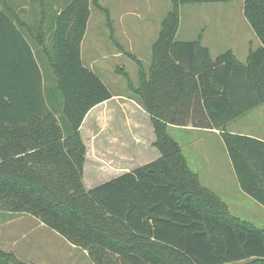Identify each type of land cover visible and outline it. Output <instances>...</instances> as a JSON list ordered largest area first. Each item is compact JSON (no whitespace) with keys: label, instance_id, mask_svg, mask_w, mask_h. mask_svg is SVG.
<instances>
[{"label":"trees","instance_id":"1","mask_svg":"<svg viewBox=\"0 0 264 264\" xmlns=\"http://www.w3.org/2000/svg\"><path fill=\"white\" fill-rule=\"evenodd\" d=\"M236 1L260 41L245 63L231 50L214 59L201 36L175 38L180 6ZM91 5L112 29L99 0H71L53 19L48 48L42 26L34 29L21 8L0 2V211L32 216L93 264H264V229L230 215L168 132L169 126L218 131L241 190L264 208V140L229 131L264 105V0H172L150 76L129 52L140 68L139 86L122 70L152 117L162 155L86 189L79 128L91 109L112 98L81 57ZM38 54L47 58L63 100L61 121L47 105ZM13 263L23 264L14 255Z\"/></svg>","mask_w":264,"mask_h":264},{"label":"rangeland","instance_id":"2","mask_svg":"<svg viewBox=\"0 0 264 264\" xmlns=\"http://www.w3.org/2000/svg\"><path fill=\"white\" fill-rule=\"evenodd\" d=\"M70 1L45 0L44 7L35 0H9V3L13 8H21L19 10L21 18L34 29H38L39 26L44 28L46 45L51 48L50 28L53 19L57 12L60 13L61 9L68 6ZM99 3L103 9L108 10L112 29L107 23L108 18L104 11L91 5L89 26L83 46V63L89 67L95 54L93 47L97 46L98 57L102 61L95 64L93 70L107 86L118 93L127 94L139 104L138 99L129 89L127 80L122 74L117 73V69L123 68L132 86H139L140 68L128 54H125L132 52L131 54L141 61L146 76H150L152 48L159 37L164 17L172 9V0H99ZM179 12L180 24L175 37L178 41L201 36L202 44L211 46L217 52L227 47L255 50L260 46L259 39L244 16V3L241 1L189 4L180 6ZM246 41L247 45L244 44ZM38 57L44 79L52 82L56 87V80L47 58L39 54ZM238 60L245 63L246 56L239 54ZM150 120L154 130L152 146L155 155L151 158L154 160L162 153L155 145L157 133L151 116ZM168 129L170 136L177 140L189 168L198 175L203 187L212 191L220 199L224 198V201L221 200L227 205L231 216L264 229V208L243 192H241L242 199L238 198L234 181L228 182V187L226 191H223L224 194L220 195L221 197L217 193L219 188L214 187L211 190L206 185L204 179L208 172L202 169L210 165L207 164L209 162L207 158L211 160L215 157L216 162L225 164L222 156L224 151L221 152L224 150V144L219 140V136L216 133L203 131H193L185 135L170 126ZM229 130L244 131L264 137V105L233 121L229 125ZM150 139L151 135L149 141ZM226 160H228L227 157ZM219 174L225 176L226 171ZM85 187L89 189L93 186ZM13 255L23 264H92L83 251L69 245L62 236L42 226L32 216L0 211V264L3 262L14 264Z\"/></svg>","mask_w":264,"mask_h":264},{"label":"crops","instance_id":"3","mask_svg":"<svg viewBox=\"0 0 264 264\" xmlns=\"http://www.w3.org/2000/svg\"><path fill=\"white\" fill-rule=\"evenodd\" d=\"M88 26L89 22L87 28ZM87 31L88 29L86 30L81 46L82 61L83 46ZM195 39H186L182 41H192ZM244 44L247 45L248 42L246 41ZM204 46L209 48L211 56L214 59L218 55L228 50H231L235 54L237 59L239 57V54L246 56L247 59L248 54L251 51V49L244 50L242 48L241 50H239V48L236 49L235 47H227L226 49H223L221 51L219 50V52H217L209 45L205 44ZM93 49L95 51V54L93 56V59L90 61L89 67H87L85 64L84 65L94 73H96L93 70V66L102 60L98 57L97 46H94ZM131 53L132 52H130V54ZM122 70L123 68H118L117 73L122 74ZM107 88L111 92L112 98L91 109L85 116V119L79 128L81 140L86 148L83 182L85 186H93L92 188L159 158L158 157L154 160L151 159L152 156L155 155V152L152 146L154 140L152 135L154 134V130L152 128L150 115L141 107L140 104H138V102L131 99L127 94L118 93L109 86H107ZM44 95L47 105L54 112L57 119H59L60 121L65 119V116L62 115L63 100L57 92L55 85L45 79ZM65 128L68 129L67 125ZM170 128L178 131L180 130L185 135L191 134L193 133V131L216 133L219 136V140L223 142L218 131H204L190 127L175 126H170ZM230 132L235 134L248 135L250 137L264 140V137L245 133L244 131L237 132V130H235ZM150 135L151 139L149 141ZM221 152H223L222 156L224 158L225 164L216 162L215 157L211 158V160L207 158V161L209 162L206 163L210 165L202 169L208 172L206 174V179H204L206 185L211 190H213L214 187L219 188L217 193L220 196L221 194H224L223 191H226L228 182L234 181V183L236 184L235 187L237 189H235V191H237L238 198L242 199L241 192L243 191L241 190L239 183L237 184L238 181L225 146L224 150H221ZM226 157L228 160H226ZM224 171H226L225 176L219 174L224 173ZM227 198L230 199L229 197ZM221 199L224 201V198L221 197ZM42 226L44 225L42 224ZM69 245L71 244L69 243ZM71 246L81 250L74 245ZM83 253L85 254L86 258H88V261H90L88 253L86 251H83ZM90 262L92 263V261Z\"/></svg>","mask_w":264,"mask_h":264}]
</instances>
